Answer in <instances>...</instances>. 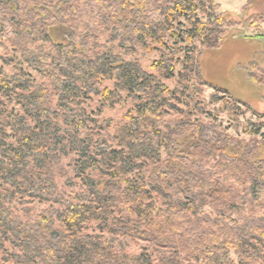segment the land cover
Instances as JSON below:
<instances>
[{"label": "trees", "instance_id": "16d2710c", "mask_svg": "<svg viewBox=\"0 0 264 264\" xmlns=\"http://www.w3.org/2000/svg\"><path fill=\"white\" fill-rule=\"evenodd\" d=\"M219 9L213 0H0V42L22 57L11 74L0 65V264H264V140L184 113L164 82L178 64L179 94L198 97L208 85L229 94L230 111L249 105L207 81L199 55L176 42L183 30L215 48L264 22V12L236 19ZM136 49L160 51L156 73L124 58ZM247 77L264 87L256 62ZM87 95L130 99L133 112L98 125L110 136L93 133L79 100ZM65 158L84 186L73 195L57 184ZM27 199L50 205L31 213ZM119 237L157 254L129 253Z\"/></svg>", "mask_w": 264, "mask_h": 264}, {"label": "rangeland", "instance_id": "374dc122", "mask_svg": "<svg viewBox=\"0 0 264 264\" xmlns=\"http://www.w3.org/2000/svg\"><path fill=\"white\" fill-rule=\"evenodd\" d=\"M246 2L247 0H213V3L219 4L220 7L217 13L220 11H229L239 13L244 17L245 14L252 13L260 15L264 12V0H256V3L254 2L256 7L250 8L251 13L248 10L244 11L242 9ZM198 16L204 19L200 13H198ZM181 22L182 26L178 25V28H186L187 23L185 20L182 19ZM232 26L225 25L224 27L231 29L236 25ZM241 29L243 28L241 27ZM182 31L180 33L181 36L176 42L179 46L184 47L185 50L187 48H193V52L199 55L203 77L214 86L226 88L232 95L246 101L249 105L237 104V109L230 111L224 105V99H227L229 94L223 93L208 85L202 86V93L198 97H195L193 94L188 97L185 93L179 94V90L182 88L181 81H183L182 74L180 75V73L183 72L180 70L178 64H176L174 76L164 80V82L170 90L177 93L176 97L178 100L175 101L177 107L182 109L184 113H191V117L202 121H206L208 118L215 119L217 124L230 135L248 140L250 134H253L257 139L264 140V87L259 88L247 77L249 63L256 62L259 66L264 67V22L254 25L252 28L242 30V33L235 37L224 38V41L218 47L210 49H204L196 39L188 40L187 35ZM100 40L101 42H105L106 35L102 34ZM167 41L170 44L175 42L170 38ZM104 44L107 47L111 45L108 42ZM159 55L160 51L158 49L153 50L151 53L136 49L126 52L124 58L127 60H137L143 69L156 73L151 69L150 65L154 60L158 59ZM0 56L2 57L0 65L3 66V70L7 74H11L14 71L12 65L22 58L20 52L16 51L9 41L0 42ZM183 56L184 52L180 54V58ZM3 61L4 63L6 61L8 64H4ZM22 68L32 79L36 81L40 79V76L26 64H23ZM193 83L197 84V81L194 79ZM99 87L100 89H111L113 88V82L103 81ZM212 96H215V98H212ZM193 97L197 101L196 107L184 104L185 100L190 101ZM79 100L81 106L84 108V115L87 118L86 120L90 131H93V133L95 131H98V133L101 131V134L106 137L111 135V130H101L98 125H103L102 122L108 118L118 122L126 112H133L132 102L127 98L113 105L97 95H87L85 98ZM11 106L15 107V110H18L14 103ZM175 116H177V113L169 112L165 115V118H173ZM93 138L95 139V136ZM63 165L67 171V175L57 177L60 192L64 195H73L81 192L84 186L74 169L73 158H65ZM24 205L29 208L31 213H37L50 204L36 199H27ZM84 227L86 232H97L94 222H88ZM119 238L125 241L126 250L129 253H138L145 250L152 254L153 257L157 254L153 250L152 245H148L143 241L124 237Z\"/></svg>", "mask_w": 264, "mask_h": 264}, {"label": "flooded vegetation", "instance_id": "af4514ba", "mask_svg": "<svg viewBox=\"0 0 264 264\" xmlns=\"http://www.w3.org/2000/svg\"><path fill=\"white\" fill-rule=\"evenodd\" d=\"M256 3V2H255ZM253 6V7H252ZM250 8L252 9V8H255L256 7V5L255 4H253ZM247 9L250 13H251V9ZM252 14V13H251ZM249 15V14H248ZM245 16H247L246 14H245ZM244 16V17H245ZM236 19H241V18H243V16L242 15H240L239 13H235V16H234Z\"/></svg>", "mask_w": 264, "mask_h": 264}]
</instances>
